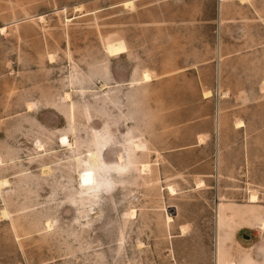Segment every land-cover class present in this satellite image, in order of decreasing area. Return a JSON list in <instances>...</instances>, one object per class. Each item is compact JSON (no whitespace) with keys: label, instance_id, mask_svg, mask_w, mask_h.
<instances>
[{"label":"rangeland","instance_id":"obj_1","mask_svg":"<svg viewBox=\"0 0 264 264\" xmlns=\"http://www.w3.org/2000/svg\"><path fill=\"white\" fill-rule=\"evenodd\" d=\"M0 182V264H264V0H0Z\"/></svg>","mask_w":264,"mask_h":264},{"label":"bare ground","instance_id":"obj_2","mask_svg":"<svg viewBox=\"0 0 264 264\" xmlns=\"http://www.w3.org/2000/svg\"><path fill=\"white\" fill-rule=\"evenodd\" d=\"M131 5L132 4L126 3V4H124V8L131 9V7H132ZM80 8H81L80 6H76L75 11L78 10V9H80ZM4 30H5L4 28L1 29V32H3ZM50 61L52 63V59ZM142 77H143L142 78L143 83H149V82H151V76L148 73H144ZM216 124H217V122H216ZM217 127H218V124L216 125V128ZM236 127L241 128V127H243V124L239 122L238 124H236ZM145 151H147V148H146V145L145 144H142L141 142H135L134 144H132V153L133 154H135L136 152H145ZM122 160H123V156L122 155H119L118 156V161L121 163ZM87 164L89 166H91V167H97L99 165L98 164V157H97V154L96 153L90 152L87 155ZM140 170H141V173L142 174H147L151 170L150 169V165H148V164H140ZM81 180H82V183H83L84 186L88 187V189L89 188L91 189V187L88 186V185H90L92 183L91 182L92 181V173L90 172V170L86 169V170H84L82 172V174H81ZM5 184H6L5 182H0V186L1 187H3ZM197 185H198L199 188L204 187V182L203 181H200V182H198ZM167 190L169 191V193L171 195H173L174 189H172L171 187H168ZM249 196L250 197H249L248 203H250V204H256V203H258V196H256L255 193H252ZM221 206H222V203L220 201V204H218L217 210H216L217 227L220 226V221H221V215H220V211H219V208ZM130 215H132V214H130ZM0 216L1 217H5V213L4 212H0ZM168 221L171 222L170 219ZM46 227L49 229L51 227V224L50 223H47L46 224ZM260 229L264 230V223H261ZM220 247H221V243H220V240H218L217 243H216V264H218V258L220 256V251H221V248ZM221 254H222V252H221ZM225 264H235V263H233V262L230 261V262H227Z\"/></svg>","mask_w":264,"mask_h":264},{"label":"crops","instance_id":"obj_3","mask_svg":"<svg viewBox=\"0 0 264 264\" xmlns=\"http://www.w3.org/2000/svg\"><path fill=\"white\" fill-rule=\"evenodd\" d=\"M132 2V5H133V1H130V3ZM125 3H127V2H125ZM123 5V4H122ZM221 247H222V242H221ZM231 261V260H230ZM231 262H233V263H235L234 261H231ZM227 263V262H226ZM253 262L252 261H250V260H248V261H246V264H252ZM215 264H216V261H215ZM225 264V263H224Z\"/></svg>","mask_w":264,"mask_h":264}]
</instances>
